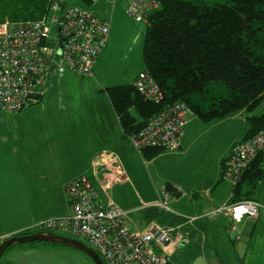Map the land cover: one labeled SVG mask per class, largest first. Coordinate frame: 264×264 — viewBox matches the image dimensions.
<instances>
[{"label": "crops", "instance_id": "crops-1", "mask_svg": "<svg viewBox=\"0 0 264 264\" xmlns=\"http://www.w3.org/2000/svg\"><path fill=\"white\" fill-rule=\"evenodd\" d=\"M116 3L117 1L113 2V4ZM122 8L123 10L113 5L110 14L106 12L100 15L110 20L111 33L106 48L94 66L93 74L86 76L92 80L90 84L101 80L103 75L100 70L104 64L108 67L112 57L111 45L115 38L114 34L116 32L118 34L115 18H118L120 13L123 15L125 13L128 18L125 3L122 4ZM113 19L116 20L114 25ZM129 19L132 24L130 28L132 32L129 35L142 43L140 49L143 51L146 26L144 23ZM144 69L142 52L139 67L126 82L131 83L136 80ZM77 73L66 67L54 68L49 76L48 90L38 102L30 104L21 112L0 110V243L10 236L30 230L29 228L40 220L68 214L69 205L65 188L67 182L78 175L91 174L96 157L112 152L118 156L128 179L115 183L108 194L115 203L129 211L130 229L144 231L152 223H157L164 227H173L174 233L182 234V244L172 252L170 264H229L227 252L235 249L239 254L242 249V258L246 260L252 246L251 238L259 225L264 224V202L260 201L262 206L255 219L244 217L238 223L233 221L226 210H221L231 196L232 186L230 195L227 199L223 198L225 188L223 185L217 186L221 182L219 169L222 171V161L231 154L232 149L230 148L228 153L221 156L220 168L212 177L214 178L213 187L206 185L203 191L197 183L186 184L169 180L166 183L176 185L181 193L170 200L171 210L158 206L155 202L161 197L166 183L162 186L155 183L154 197L145 199L139 191H135L133 187L135 184L131 180V175H128V170L139 172V169L145 165L150 176L148 163L165 153H175L178 150L164 151L151 160L144 159L130 139L124 136L120 119L109 95L103 90L106 87L96 88L99 92L93 93V96H97V99L91 97L87 105L73 112V115L66 116L63 105L55 98V85L57 82L60 85V82L67 78L66 74L76 75ZM241 122L248 126V118H244ZM248 129L243 132L244 134L242 133L243 137ZM185 136L184 129L181 138L182 148L179 150L183 149ZM137 159L140 161L138 164H136ZM123 183L126 184L121 185ZM129 185L136 194L135 203H132V199L120 194L123 187ZM147 207L160 208L164 211L163 213L166 212L167 216L161 213L157 219H151L149 223H134L130 217L131 211H140ZM207 209L216 219H222L225 222L223 230L221 227L215 229L213 221L197 223ZM192 217L193 220H191ZM245 231L250 234L248 240L240 237ZM53 250L54 246L45 249L50 252ZM42 251L38 246L15 248L0 264H41L39 261L41 257L32 263L27 259L26 253Z\"/></svg>", "mask_w": 264, "mask_h": 264}, {"label": "built area", "instance_id": "built-area-1", "mask_svg": "<svg viewBox=\"0 0 264 264\" xmlns=\"http://www.w3.org/2000/svg\"><path fill=\"white\" fill-rule=\"evenodd\" d=\"M47 1L48 14L38 20L7 19L0 24L1 110L21 112L38 102L34 95L42 98L47 92L54 68L66 67L84 76L92 75L107 46L110 20L80 6L67 5L68 0ZM124 1L128 17L140 23H146L148 12L159 6L157 0ZM135 85L148 99L158 103L163 100L160 88L149 73L141 72ZM191 114L186 102L167 104L129 139L140 153L148 147L176 151L182 145L181 138ZM262 148L264 128L246 140L235 142L224 162L223 177L236 184ZM127 179L115 153L101 154L94 160L91 174H81L67 182L69 213L40 220L29 229L61 231L83 239L100 254L105 264H170L172 252L182 244V234L157 223L144 231L131 230L129 211L108 194L111 186ZM172 198L173 193L164 190L155 204L171 210ZM261 206L258 201L244 200L226 203L221 210H226L238 223L244 217L255 219Z\"/></svg>", "mask_w": 264, "mask_h": 264}, {"label": "trees", "instance_id": "trees-1", "mask_svg": "<svg viewBox=\"0 0 264 264\" xmlns=\"http://www.w3.org/2000/svg\"><path fill=\"white\" fill-rule=\"evenodd\" d=\"M81 1L90 5L95 0ZM157 1L159 6L148 12L146 23L142 22L146 26L143 71L157 83L163 102L148 99L136 87V80L103 89L109 95L125 137L130 138L143 129L152 116L173 102H186L192 113L205 122L240 110L253 113L259 105H264V0ZM48 9L47 0H0V24L7 19L38 20L48 14ZM248 120L250 128L239 141L264 128V111L249 116ZM162 152L161 148L148 147L141 154L151 160ZM223 178L222 169L220 180ZM164 190L174 196L181 193L171 183H166ZM261 191L264 192V148L241 179L232 184L227 204L244 200L260 202ZM36 243L58 244L40 241L30 244Z\"/></svg>", "mask_w": 264, "mask_h": 264}, {"label": "rangeland", "instance_id": "rangeland-1", "mask_svg": "<svg viewBox=\"0 0 264 264\" xmlns=\"http://www.w3.org/2000/svg\"><path fill=\"white\" fill-rule=\"evenodd\" d=\"M205 1L209 3H222L227 0ZM122 4H124L122 0H118L116 4H113L110 0H95L90 5L85 4L81 0H68L67 2V5L80 6L96 12L99 17L100 15L106 14V12L110 14L113 5H116V8L119 6V8L123 10ZM115 19H117L118 34L117 32L115 34L113 33L115 38L111 45L112 57L109 61L108 67L104 64L103 68L100 70L101 75H103L101 80L90 84L92 80L77 73L78 75L66 74L67 78H69L68 80L66 78L64 81H61V86L59 85V82L56 83L55 98L63 105L66 116L73 115V112L75 113L83 106L87 105L91 97L96 98L97 96H93V93L99 92L96 91V88L103 89V87H109L112 84L125 83L126 81H129L132 73L139 67L140 61L142 60V50L140 49L142 43L138 41L137 38L129 35L132 32L130 29L132 24L129 17H126L125 13L124 15L123 13H120V16ZM115 21L113 19V25L115 24ZM84 100H86V102H84ZM263 111L264 105L261 104L253 113H249V110H240L224 118H218L208 122L201 120L192 113L191 116H189V121L185 128L186 136L182 150H178L175 153H165L154 161L148 163L150 176L148 175L149 173L145 165L143 168L139 169V172L137 170H134L133 172L128 170V175H131V180L135 184V186L133 185L135 191H139L145 199H152L154 197V186H156V184L162 186L169 180L177 181L179 183L185 182L186 184L197 183L203 191L206 188V185H211L213 187L212 183L214 178L212 177L220 168L221 156L228 153L230 148L232 149L233 143L241 140L244 134L243 132L249 127V120L248 126L242 123L241 120L254 114H261ZM236 139L237 141H235ZM139 162V159H137L136 164ZM124 165L127 167L125 163ZM219 171L220 178V176L222 177V171L220 169ZM223 179L217 186L221 185L222 187L223 185L225 188V192L223 193L225 197L223 198L227 199L230 195L229 192L232 185L229 180L225 178ZM124 184L126 183L121 185ZM120 194L132 199V203L136 202V194L133 192L130 185L128 187H123V191L121 190ZM258 198L259 201L264 202L263 191L259 192ZM163 212L164 211L160 208L147 207L140 211H131L130 217L134 223H149L151 219H157L161 213L162 215L164 214V216H167L166 212ZM209 212V209L204 210L203 216L200 217V220L197 223L213 221L215 229L221 227L223 230L225 228V222L222 219H216ZM240 226L242 228V224ZM56 233L68 237H74L69 233L61 231H56ZM240 237L241 239L248 240L250 234L248 231H245ZM80 240L85 242L83 239ZM251 244L252 246L248 252L246 260L242 258V249L240 252L241 255L238 253L237 249L227 252L229 264H264V224H260L255 231L251 238ZM28 246H38L43 250L42 252L37 253H26L27 259L32 261V263L38 261L41 257L42 259L39 260L41 264H95L88 254L79 249L63 244L54 245L50 243H36L35 245L30 243L16 244L12 249L6 251L0 262L9 257V252L13 249L27 248ZM52 246H54L53 252L45 251V249L51 248ZM16 257L18 258V256Z\"/></svg>", "mask_w": 264, "mask_h": 264}, {"label": "water", "instance_id": "water-1", "mask_svg": "<svg viewBox=\"0 0 264 264\" xmlns=\"http://www.w3.org/2000/svg\"><path fill=\"white\" fill-rule=\"evenodd\" d=\"M34 98L36 99H41V96L39 94H35ZM182 146L180 147V149ZM54 242L58 244H63L67 245L76 249H79L86 254H88L95 264H105L103 258L100 256V254L91 246L87 245L83 241L73 238V237H68L63 234H57L51 231H36L31 234H22V235H13L5 240H3L0 243V260L2 259L3 255L6 253L8 248L12 245L16 244H24V243H31V242Z\"/></svg>", "mask_w": 264, "mask_h": 264}, {"label": "bare ground", "instance_id": "bare-ground-1", "mask_svg": "<svg viewBox=\"0 0 264 264\" xmlns=\"http://www.w3.org/2000/svg\"><path fill=\"white\" fill-rule=\"evenodd\" d=\"M163 95H164V94H163ZM164 98H165V96H164ZM162 102H163V101H162ZM162 102H161V103H162ZM0 110H1V109H0ZM6 112H7V111H6ZM25 234H26V232H25ZM21 235H22V234H21Z\"/></svg>", "mask_w": 264, "mask_h": 264}]
</instances>
